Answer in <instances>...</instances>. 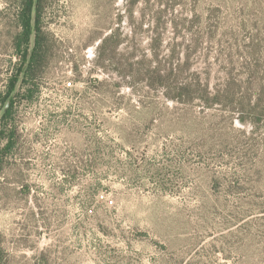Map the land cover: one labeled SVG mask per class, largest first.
I'll return each instance as SVG.
<instances>
[{
    "label": "rangeland",
    "instance_id": "1",
    "mask_svg": "<svg viewBox=\"0 0 264 264\" xmlns=\"http://www.w3.org/2000/svg\"><path fill=\"white\" fill-rule=\"evenodd\" d=\"M41 25L0 120V264H264V0H45Z\"/></svg>",
    "mask_w": 264,
    "mask_h": 264
},
{
    "label": "trees",
    "instance_id": "2",
    "mask_svg": "<svg viewBox=\"0 0 264 264\" xmlns=\"http://www.w3.org/2000/svg\"><path fill=\"white\" fill-rule=\"evenodd\" d=\"M18 6L17 25L20 30L15 36V47L18 55L22 60L27 62L26 67L19 73L15 74L14 77L9 79V83L6 91L3 95H0L2 102L1 123L2 126L7 124V120L11 117V112L14 105L13 96L19 97L22 94L16 92V85L21 82L22 85L30 83L35 78L37 67L40 66L42 60L47 54V41L52 36L43 30L41 25V15L45 8V0H20ZM33 37L32 48L29 52V46ZM112 36H107L100 43V50H103L105 46L112 42ZM22 78L20 80V76ZM11 95L12 98H11ZM31 96H29L30 98ZM0 134L3 135V130ZM9 148V146H8Z\"/></svg>",
    "mask_w": 264,
    "mask_h": 264
}]
</instances>
